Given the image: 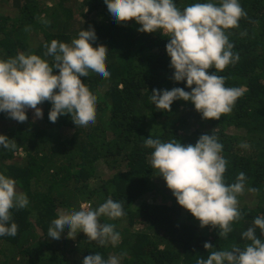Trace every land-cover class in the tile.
Wrapping results in <instances>:
<instances>
[{"label": "trees", "instance_id": "obj_1", "mask_svg": "<svg viewBox=\"0 0 264 264\" xmlns=\"http://www.w3.org/2000/svg\"><path fill=\"white\" fill-rule=\"evenodd\" d=\"M2 1L9 2L10 9L0 13V59L24 52L51 62V57L44 56L45 43L53 39L71 43L82 29L91 28L97 36L90 41L92 46L107 48L105 63L111 76L105 80L90 71L88 77H81L97 97L96 121L87 127L77 128L69 115L50 122V102L38 105L42 119L34 120V110L29 109L23 123L12 125L7 114L0 112V125L5 122L4 126L13 127L7 132L0 129V135L17 144L13 151L0 145V174L14 179L16 190L29 201L23 209L10 210L9 224L16 223L18 232L14 237L0 236V264H83L86 256L96 253L105 260L117 256L119 264H196L198 256L206 259L209 255L206 242L212 250L249 243L242 233L256 216L264 215V0H239L247 19L241 18L239 28L226 32L240 59L216 74L226 78L225 87L240 88L243 95L220 120L203 119L190 101H174L170 112L152 104L153 89L191 91L186 81L172 79L174 69L165 47L168 37L160 30L141 33L134 20L116 22L104 0ZM174 2L183 10L209 0ZM211 2L219 5L220 0ZM81 7H87L86 12ZM58 71L54 69L53 74ZM213 72L214 68L209 70ZM62 129L71 133L63 134ZM202 134L217 136L223 145L221 155L228 162L226 184L234 183L243 172L246 189L260 190L258 195L246 190L238 198L243 219L233 223L227 239L211 226L201 228L178 204L165 180L153 175V149L144 147L149 136L195 145ZM242 142L249 147L241 148ZM109 198L122 202L126 213L117 220L100 218L101 223L116 226L117 245L99 246L83 232L75 240L66 233L58 240L47 236L61 211H78L84 203L96 209ZM256 234L264 239L258 228Z\"/></svg>", "mask_w": 264, "mask_h": 264}, {"label": "clouds", "instance_id": "obj_2", "mask_svg": "<svg viewBox=\"0 0 264 264\" xmlns=\"http://www.w3.org/2000/svg\"><path fill=\"white\" fill-rule=\"evenodd\" d=\"M104 3L116 22L126 24L134 20L140 25L137 31L157 33L160 30L168 37L165 47L170 67L174 69L172 79L177 83L186 81L191 91L180 87L153 89L149 99L156 109L170 112L174 101L183 100L190 101L205 120H220L232 112L243 91L225 87L226 78L216 73L240 59L226 34L229 29L239 28L241 18L247 19L239 0H220L219 5L211 0L197 2L183 10L174 0H104ZM246 34L241 32V36ZM96 39L95 30L90 28L82 29L71 43L56 39L45 43L44 56L51 57V62L24 52L0 59V112L23 123L28 120L29 109L34 110V120L42 119L43 111L38 105L50 102V122L69 115L77 128L94 124L97 97L81 77H88L90 71L105 80L111 76L105 63L106 46L93 47L90 43ZM213 68L215 72L210 74ZM54 69L59 70L58 74H53ZM0 145L9 151L17 148L15 140L5 135H0ZM239 146L249 147L243 142ZM144 147L153 149V175L165 180L178 204L200 222L201 228L218 229L222 239H227L233 231L234 222L243 219L238 198L246 190L259 194L258 188L246 189L247 177L243 172L234 183H225L228 162L221 155L223 145L215 135L202 134L195 145H183L176 139L162 142L149 136ZM28 203L26 194L16 190V181L0 174V236L17 235L18 225L9 224L10 210L23 209ZM125 215L122 202L111 198L96 209L82 205L78 211H61L51 222L47 236L58 240L66 233L67 238L75 240L83 232L89 242L115 246L120 241L116 226L101 223L100 218L117 220ZM257 228L264 237V215L256 216L252 226L242 233V239L249 243L243 247L233 244L230 250H212V244L206 242L204 248L209 255L206 259L198 256L196 264H264V239L257 236ZM83 264H119V257L110 256L105 260L96 253L86 256Z\"/></svg>", "mask_w": 264, "mask_h": 264}, {"label": "rangeland", "instance_id": "obj_3", "mask_svg": "<svg viewBox=\"0 0 264 264\" xmlns=\"http://www.w3.org/2000/svg\"><path fill=\"white\" fill-rule=\"evenodd\" d=\"M80 7V6H79ZM79 7H77V9L79 8ZM82 8V10H83V12H86V8L87 7H81ZM10 9V3L9 2H7V1H2L1 3H0V13L1 14H7V13H9V10ZM78 10H80V9H78ZM93 17H97L98 15L96 14V12H94L93 13V15H92ZM10 122H11V124L13 125V123L15 122V120H10ZM19 123V122H18ZM10 124V125H11ZM1 125H3V126H1ZM0 126V129H1V131H4V132H7V131H10L13 127L12 126H4L5 125V122H3L2 124H1ZM62 133L63 134H66V135H69L70 133H71V131L69 130V129H62ZM20 154L21 155H24V152H20ZM83 206H90L89 204H87V203H84V204H82ZM52 239V238H51ZM164 245H162V247H163ZM161 247V248H162Z\"/></svg>", "mask_w": 264, "mask_h": 264}]
</instances>
